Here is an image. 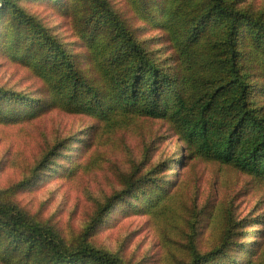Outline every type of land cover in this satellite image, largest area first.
Masks as SVG:
<instances>
[{"label":"trees","instance_id":"16d2710c","mask_svg":"<svg viewBox=\"0 0 264 264\" xmlns=\"http://www.w3.org/2000/svg\"><path fill=\"white\" fill-rule=\"evenodd\" d=\"M128 2L144 19H158L172 50L171 71L137 39L109 0L58 5L73 17L83 44L76 52L14 0H4L0 13L12 8L17 14L7 36L9 50L40 84L34 102L0 88V120L16 121L54 107L108 127L135 120L158 122L179 145L178 160L184 156L215 163L264 183V108L252 100L248 77L254 74V59L264 78V16L236 0ZM37 33L41 40L33 37ZM121 181L123 190L108 199L104 214L115 202L124 204L125 211L132 209L135 194L138 209L159 203L171 179L151 178L135 169L123 173ZM90 235L88 229L75 245H67L54 227L30 218L7 196L0 197V259L5 264H124L90 243ZM221 240L219 248L206 254L193 247L190 264H239L242 255L254 254L248 242L242 248L234 243L231 227L224 228Z\"/></svg>","mask_w":264,"mask_h":264},{"label":"rangeland","instance_id":"374dc122","mask_svg":"<svg viewBox=\"0 0 264 264\" xmlns=\"http://www.w3.org/2000/svg\"><path fill=\"white\" fill-rule=\"evenodd\" d=\"M14 1L67 50L82 48L73 17L58 7L62 2L75 5L76 0ZM109 1L171 71L172 50L158 19H144L128 0ZM236 1L264 16V0ZM16 15L12 8L0 13V88L34 102L40 81L8 46ZM33 37L41 40L38 33ZM250 63L252 100L264 108V78L257 73L258 61ZM178 146L166 125L146 120L108 127L54 107L16 121L0 120V197L7 196L30 218L54 227L67 245L91 229L90 243L124 264H190L193 247L202 254L219 248L225 227H231L239 248L246 241L253 249L239 264H264V183L215 163L184 156L178 160ZM135 169L151 178L171 179L158 196L161 201L138 209L135 194L132 209L125 211L124 204L115 202L104 214L108 199L124 188L121 175ZM17 183L21 185L14 191L8 190ZM0 264L5 263L0 259Z\"/></svg>","mask_w":264,"mask_h":264},{"label":"water","instance_id":"95a60500","mask_svg":"<svg viewBox=\"0 0 264 264\" xmlns=\"http://www.w3.org/2000/svg\"><path fill=\"white\" fill-rule=\"evenodd\" d=\"M4 0H0V7L3 5Z\"/></svg>","mask_w":264,"mask_h":264}]
</instances>
